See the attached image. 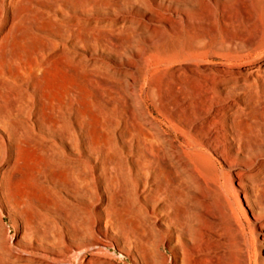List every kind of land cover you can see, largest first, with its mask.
Listing matches in <instances>:
<instances>
[{"label": "rangeland", "instance_id": "374dc122", "mask_svg": "<svg viewBox=\"0 0 264 264\" xmlns=\"http://www.w3.org/2000/svg\"><path fill=\"white\" fill-rule=\"evenodd\" d=\"M208 2L219 14V4ZM173 5L177 3L169 0H0V264H32L27 259L53 264L64 243L85 250L78 256L70 253V264H137L138 257L133 251L128 255L125 247L96 253L89 250L97 243L94 235L74 233L83 210L85 215H104L90 205L97 202L96 193L107 201L103 180H97L98 191H91L92 182L83 179L92 173L82 162L87 158L97 178L112 176L109 197L116 213H127L138 223L145 216L142 207L150 209L155 197L173 198L180 188L187 224L216 232L222 258L229 264H262L259 229L237 190L241 157L228 163L206 142L193 143L183 134L177 143L182 170L168 155L158 160L155 170L147 165L138 169L134 163L133 156L141 160L133 148L136 120L122 107L136 102L127 95L131 75L138 73L141 82H158L186 63L204 69L206 61H222L215 55L183 58L201 33L211 32L210 25L194 20L193 30L188 29L183 4L177 12ZM192 5L185 7L194 9ZM224 15L236 22L216 23L212 45L205 43V51L244 34L241 21L248 23L247 38L256 34L264 43V8L247 19L227 6ZM256 22L262 24L260 34ZM168 59L177 60L168 64ZM258 114V109L249 113L248 127L259 128ZM164 128L174 133L168 125ZM86 136L100 156L107 152L100 173L96 156L86 153L80 161L78 140L85 151ZM260 150L254 152L260 155L264 148ZM261 160L264 153L256 164ZM158 187L167 195L158 196ZM145 225L149 228L151 221ZM153 243L149 237L151 251Z\"/></svg>", "mask_w": 264, "mask_h": 264}, {"label": "bare ground", "instance_id": "6f19581e", "mask_svg": "<svg viewBox=\"0 0 264 264\" xmlns=\"http://www.w3.org/2000/svg\"><path fill=\"white\" fill-rule=\"evenodd\" d=\"M214 1L221 9L219 14H215L214 10L210 9L213 7L208 0H169V2L177 3V6L173 5L175 12L178 11V4H183L182 12L189 23L188 29L193 30L191 22L194 20H205L206 25H210L207 30L211 32L201 33L195 40L194 46L188 49L187 55L183 58L204 60L215 55L222 61L219 63L206 61L203 64L204 69H196L191 67L192 64L188 66L189 64L186 63L158 82L146 80L141 82L139 74L134 73L131 75L132 82L128 85L127 95L134 98L136 102L135 104L124 103L122 107L124 110H129L131 117L136 120L133 148L137 150L141 160L134 156L133 159L138 169L140 166L147 165L148 168L155 170L158 160L168 155L177 168L182 170L184 162L177 143L183 134L190 135L193 143L206 142L209 149L220 154L228 163L237 161L241 157L239 164L242 169L236 171L238 194L244 199L264 244V160L256 164L264 152L260 155L254 152V149L261 151L260 149L264 148V43L259 40V37H254L256 34L252 38H247L245 33L248 23L244 24L240 20L238 24L241 23L243 26L241 28L244 29V34L229 37L219 48L209 51L210 53L204 50L205 43L212 45L211 40L216 23L228 26L229 23L236 22L235 19L225 17L224 11L227 6L235 7L248 19L255 16L259 8H264V0ZM193 3L194 9L185 7ZM154 13L165 16L158 10ZM171 19L172 17L169 16L170 23ZM255 27L260 34L263 29L262 24L256 22ZM138 56L144 58L140 52ZM176 60L168 59L167 63L171 64ZM129 62L135 64L134 61ZM167 90L172 97L166 96ZM160 105H163L162 109H159ZM257 109L259 110L257 117L259 128L252 129L248 127V115ZM155 112L160 119L155 116ZM165 125H168L174 133L164 128ZM120 135L122 139L123 133L121 132ZM162 142L167 148L160 147ZM92 143L94 142L86 136L85 151H82L78 140V154L80 161L86 159L87 154L96 156V162L100 161L97 168L100 173L102 161L106 160L107 152L105 151L104 156H100V152ZM112 155L110 152V156ZM82 162L92 172L90 176H83V179L93 184L89 190L98 191L97 180H103L105 183L103 188L107 192L105 203L97 193L94 195L97 202L90 203L91 206H97L98 209L103 210L104 215L101 216L98 213L85 215L87 210H83L84 215L74 232L78 236L86 233L95 236L97 243L92 244L89 250L106 254V251L114 245L125 247L129 251L128 255L138 257L137 264H229L225 258L221 257L223 245H220L216 232L208 231L199 225L194 227L187 224L188 215L179 203L182 196L180 188L175 190L173 198H153L154 203L150 209L142 207L145 210V216L136 223L127 213L113 211L112 199L109 197L114 181L112 176L105 173L103 177L97 178L94 167L90 165V158ZM158 189L160 190L158 196H162V193L164 196L167 195L165 188L158 187ZM80 191L86 193L82 188ZM145 220L151 221L149 228L146 227ZM139 224L142 225L139 226ZM99 234H102L104 238H100ZM149 237L154 239L155 248L152 251L148 247ZM84 251L79 246L75 248L73 244L64 243L63 250L56 251L57 259L53 264H70L68 256L70 253L78 256ZM9 254L11 257L18 258L11 252ZM27 260L32 264H51L39 259ZM103 263L110 264L108 261ZM262 264H264V254Z\"/></svg>", "mask_w": 264, "mask_h": 264}]
</instances>
